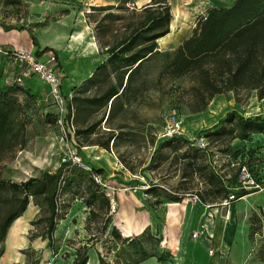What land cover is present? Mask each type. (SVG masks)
<instances>
[{"label": "rangeland", "instance_id": "374dc122", "mask_svg": "<svg viewBox=\"0 0 264 264\" xmlns=\"http://www.w3.org/2000/svg\"><path fill=\"white\" fill-rule=\"evenodd\" d=\"M166 1L172 17L174 13L180 16L172 32L169 28V34L158 40L157 47L159 51L172 52L191 35L197 19L215 5V0ZM92 2L103 5L107 0ZM113 2L105 5L127 9L90 10L87 18L89 39L96 44L97 50L96 22L107 13L123 17L104 22L109 31L102 35L101 41L112 45L122 36L124 27L135 22L131 17L132 10L139 11L146 0H137L134 7L125 0ZM26 11L28 15L29 11ZM99 55L107 58V55ZM162 63L160 58L145 63L134 89L122 100L121 108L112 118L104 116L95 133L87 137H77L75 132L70 136L66 128L51 122L55 112L45 84L33 82L27 88L29 94L17 92L26 144L0 162V180L20 183L38 177L42 172L53 173L68 161L70 151H75L85 165L104 171L109 186L108 197L116 204L112 210V225L120 230L123 238L142 232H123L141 226L140 223L132 226L131 214L136 212L137 219L148 216L152 219L153 224L147 227L152 235L162 238L160 250L170 255L163 263L152 258L153 264H264V223L260 222L259 216L250 221L239 220L237 212L232 221L228 213L230 205L226 200L212 196L213 188L204 178L210 171L220 175L225 184L231 185L228 199L240 190L264 192L263 136L253 135L248 141L231 143L228 139L213 142L207 136L218 120L229 112L243 117L264 116V100H258L255 93H250L237 103L232 93H228L214 97L203 112L192 114L180 91L185 88V83L180 84V88L166 79L158 82ZM10 73V67L0 60L2 83ZM75 91L63 93L72 98ZM94 94L95 88H88L84 93L90 97ZM101 115L93 116L90 122L99 120ZM172 121L181 123L182 134L165 139L162 133ZM110 133L115 139L105 150L97 143H105ZM226 145L229 150L223 152ZM237 151L240 152L235 155ZM196 153H204V163ZM95 158L98 160L93 161ZM199 166L200 169L206 166L205 171H200ZM201 196L204 203L199 201ZM176 199L180 202H172ZM249 202L254 204L255 200ZM235 206L247 207L243 202ZM58 210L64 219L58 222L53 244L49 246L40 238L30 240V222L39 216V208L30 202L0 243V264H72L75 252L85 245L90 248L87 264H98V253L106 261H114L110 236L106 234L99 239L97 226L88 221L89 209L76 196L69 192L61 194ZM202 229L205 235L210 230L215 234L223 229L224 235L230 238L226 244L207 235L193 238V233Z\"/></svg>", "mask_w": 264, "mask_h": 264}, {"label": "trees", "instance_id": "16d2710c", "mask_svg": "<svg viewBox=\"0 0 264 264\" xmlns=\"http://www.w3.org/2000/svg\"><path fill=\"white\" fill-rule=\"evenodd\" d=\"M113 9L127 8L99 6L92 10ZM131 17L135 22L126 25L122 36L112 45L101 41L102 35L109 31L104 22L123 17L107 13L96 22L98 50L107 58L78 90H73L76 91L70 104L74 110L73 125L77 137L94 134L104 116L112 118L121 108L122 100L134 89L144 64L157 58L163 60L158 82L166 79L178 87L185 83V88L180 91L192 114L203 112L214 97L228 93H232L237 103L250 93H255L258 100H264V0H234L229 7H211L205 17L197 19L191 35L172 52L159 51L157 47L158 40L169 34L172 20L166 0H151L139 11L133 9ZM31 40L38 47L32 35ZM50 51L44 48L35 54L40 56ZM12 69L18 72L17 68ZM88 88H95L91 97L84 95ZM19 91L30 93L25 86L0 82V162L26 144L25 124L20 117L22 106L16 95ZM99 113L101 118L91 123V118ZM51 122H56L55 116ZM253 135L264 137V116L243 117L232 111L219 119L207 136L213 142L228 139L231 143L248 141ZM114 139L110 133L105 143L97 145L108 150ZM226 150H229L228 145L223 152ZM196 154L204 163V153ZM205 169L203 166L200 171ZM93 175L103 176L104 171L99 168L86 171L82 166L64 162L53 173L42 172L38 177L20 183L0 180V243L4 242L13 222L32 202L39 208V216L30 222V240L40 238L51 246L58 222L64 219L58 210V199L69 192L89 209L88 221L97 226L99 239L106 234L111 238L114 261L108 262L98 253V264H141L152 258L163 263L169 259V253L160 250L162 238L152 235L148 227L138 235L122 237L119 229L112 225L110 199L94 183ZM204 178L213 188L214 198L228 200L231 185L225 184L222 177L212 171L204 174ZM256 191L240 190L236 196L231 194L234 198L228 204ZM199 201L205 202L202 196ZM89 249L87 245L78 249L72 264H87Z\"/></svg>", "mask_w": 264, "mask_h": 264}, {"label": "crops", "instance_id": "0c3cea01", "mask_svg": "<svg viewBox=\"0 0 264 264\" xmlns=\"http://www.w3.org/2000/svg\"><path fill=\"white\" fill-rule=\"evenodd\" d=\"M92 1L0 0V46L7 50H25L32 53L37 50L41 52L44 48L51 49L47 53L56 52L57 67L64 76L62 91L67 90L68 93H71L92 75L97 65L106 60L105 57H100L96 44L92 39H89L87 18L91 14L90 10L94 7L114 4V0H107L103 5H98ZM150 1L146 0L143 5L145 6ZM233 1L215 0L213 7H229ZM133 4H137V0H129L131 7H134ZM26 9L29 11L28 15ZM44 18H47V21H44ZM31 35L36 39L38 47L33 45ZM47 53L40 56L42 57ZM1 61L11 69L10 76L6 77L3 82L6 84L16 75V71L6 61ZM0 82L2 83L1 76ZM33 82L35 85L42 83L33 77L26 81L25 88H28ZM95 160L97 159L95 158L93 161ZM250 200H255L254 204H248ZM240 202L246 204L247 207L236 208L235 205ZM235 212H237L239 220L250 221L255 216H259L260 222L264 223V192L249 194L231 204L228 213L232 221L235 220ZM130 217L132 226H136L138 223L141 226L135 230L123 231L126 234L141 232L153 224L149 216L147 219H137L136 212ZM229 226L231 227V223ZM223 231L221 229L217 231L218 234H214L210 230L206 235L208 238L213 237L214 240H218L220 244H226L230 236H225ZM147 262L153 264L152 259L144 263Z\"/></svg>", "mask_w": 264, "mask_h": 264}, {"label": "built area", "instance_id": "2783aa9c", "mask_svg": "<svg viewBox=\"0 0 264 264\" xmlns=\"http://www.w3.org/2000/svg\"><path fill=\"white\" fill-rule=\"evenodd\" d=\"M205 17V15L203 16ZM0 60L6 61L11 67L17 68L18 72L9 84L24 86L26 81L31 78H36L38 81L45 84L47 87V95L50 105L54 110L57 124L66 128L68 134L73 136L75 129L73 125L74 110L70 104V96L68 97L62 91L63 74L57 67V61L52 53H47L44 56H37L35 53L25 50H7L0 46ZM8 83V82H7ZM182 134L181 123L172 121V123L164 129L162 137L165 139H173ZM67 162L82 166L86 171H90L91 167L84 164L81 158L75 151H70V156ZM92 179L99 189L107 196L109 186L106 183L104 176L93 175ZM259 185L256 186L258 188ZM233 196L226 200V204L233 200ZM197 201V198H194ZM116 204L110 201V211L114 210ZM205 235V230L202 229L193 233V238H200Z\"/></svg>", "mask_w": 264, "mask_h": 264}, {"label": "bare ground", "instance_id": "6f19581e", "mask_svg": "<svg viewBox=\"0 0 264 264\" xmlns=\"http://www.w3.org/2000/svg\"><path fill=\"white\" fill-rule=\"evenodd\" d=\"M180 16V15H179ZM179 16H177V14L176 13H174L173 14V17H172V20H171V23H170V28H171V32H172V30L174 29V24L177 22V20H179ZM164 38V37H163ZM162 39V38H161ZM161 39H159V40H161ZM98 160V159H97Z\"/></svg>", "mask_w": 264, "mask_h": 264}]
</instances>
